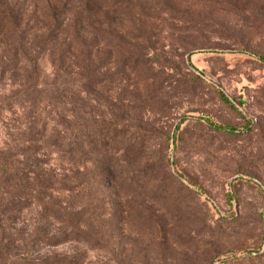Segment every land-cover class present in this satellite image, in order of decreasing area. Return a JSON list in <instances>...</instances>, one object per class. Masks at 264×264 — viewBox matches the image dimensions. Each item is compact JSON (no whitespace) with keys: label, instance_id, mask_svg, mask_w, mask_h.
<instances>
[{"label":"rangeland","instance_id":"obj_1","mask_svg":"<svg viewBox=\"0 0 264 264\" xmlns=\"http://www.w3.org/2000/svg\"><path fill=\"white\" fill-rule=\"evenodd\" d=\"M3 140L12 254L264 264V0H0Z\"/></svg>","mask_w":264,"mask_h":264},{"label":"trees","instance_id":"obj_2","mask_svg":"<svg viewBox=\"0 0 264 264\" xmlns=\"http://www.w3.org/2000/svg\"><path fill=\"white\" fill-rule=\"evenodd\" d=\"M221 100L228 105L230 104L229 100L226 99L223 95H221ZM58 104L69 105V102L68 100H58ZM58 127L63 129V131H65L67 128L63 120H61ZM212 127H214V129L217 131H223V132L231 131L229 128H224V127H220L216 125H213ZM43 131L44 129H42V132ZM63 140H65L64 137H60L59 135H57V138L56 140H54V142H51V143L45 142V144L47 146H54V147L61 148ZM42 141H44V135L42 133H36L32 138H28L26 140V143L30 145H34V143L42 142ZM11 142L13 143V141ZM12 143L9 145L6 142V140H3L2 142H0V192L1 191L4 192V188H3L4 180L9 179L10 170L12 169L11 167L12 165H14L15 159H17V156H18V151L15 150L16 146L14 145V143L13 144ZM26 152H30V149L23 152V157H26ZM22 176L24 178H27V174H25V171L22 172ZM38 178H39L38 174L35 173V175H33V179L35 182L37 181V183L41 184L40 187L42 188L50 189L53 187V184L56 183L55 181H52L53 183L52 184L51 181L47 179L45 182L42 183L38 180ZM13 181H16L17 183L21 182L22 181L21 174L15 173L13 175ZM61 189H65L64 186ZM2 200L3 199L1 198V194H0V264H43L44 259L43 260L37 259L36 257H34L33 253L28 250L24 249V252H16L15 254L11 253L10 243L8 240L4 239L5 230H6L4 223L5 221L8 220V217L6 213L4 212L6 210L12 211L15 208L14 207H12L11 209L7 208V204H5L4 200L3 201ZM44 205H43V209L45 208Z\"/></svg>","mask_w":264,"mask_h":264}]
</instances>
